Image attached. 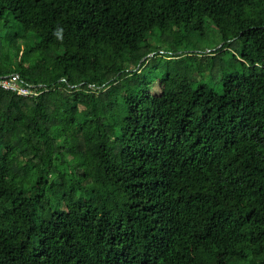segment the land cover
I'll list each match as a JSON object with an SVG mask.
<instances>
[{"label":"trees","instance_id":"trees-1","mask_svg":"<svg viewBox=\"0 0 264 264\" xmlns=\"http://www.w3.org/2000/svg\"><path fill=\"white\" fill-rule=\"evenodd\" d=\"M11 75L0 264H264V0H0Z\"/></svg>","mask_w":264,"mask_h":264},{"label":"built area","instance_id":"built-area-1","mask_svg":"<svg viewBox=\"0 0 264 264\" xmlns=\"http://www.w3.org/2000/svg\"><path fill=\"white\" fill-rule=\"evenodd\" d=\"M41 86L26 84L19 75L0 77V89L18 97H37L42 94Z\"/></svg>","mask_w":264,"mask_h":264},{"label":"rangeland","instance_id":"rangeland-1","mask_svg":"<svg viewBox=\"0 0 264 264\" xmlns=\"http://www.w3.org/2000/svg\"><path fill=\"white\" fill-rule=\"evenodd\" d=\"M217 39H219V38H215V40H217ZM207 52H210V51H207Z\"/></svg>","mask_w":264,"mask_h":264}]
</instances>
